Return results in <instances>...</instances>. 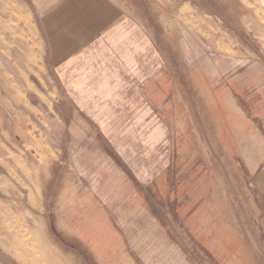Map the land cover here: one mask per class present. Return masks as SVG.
I'll list each match as a JSON object with an SVG mask.
<instances>
[{
	"label": "rangeland",
	"instance_id": "374dc122",
	"mask_svg": "<svg viewBox=\"0 0 264 264\" xmlns=\"http://www.w3.org/2000/svg\"><path fill=\"white\" fill-rule=\"evenodd\" d=\"M94 1L0 0V264H264V0Z\"/></svg>",
	"mask_w": 264,
	"mask_h": 264
},
{
	"label": "crops",
	"instance_id": "0c3cea01",
	"mask_svg": "<svg viewBox=\"0 0 264 264\" xmlns=\"http://www.w3.org/2000/svg\"><path fill=\"white\" fill-rule=\"evenodd\" d=\"M93 4H95V5H93V7L97 11H99L100 7L102 6L104 12L105 11L110 12L109 10L111 9V5L108 4V1H105V0H95L93 2Z\"/></svg>",
	"mask_w": 264,
	"mask_h": 264
},
{
	"label": "bare ground",
	"instance_id": "6f19581e",
	"mask_svg": "<svg viewBox=\"0 0 264 264\" xmlns=\"http://www.w3.org/2000/svg\"><path fill=\"white\" fill-rule=\"evenodd\" d=\"M34 175V174H33ZM32 182V181H31ZM42 232V231H41ZM38 236V235H37ZM46 244V243H45ZM40 245V244H39ZM40 247V246H39ZM47 247H49V246H47ZM41 248V247H40ZM61 262V261H60Z\"/></svg>",
	"mask_w": 264,
	"mask_h": 264
}]
</instances>
